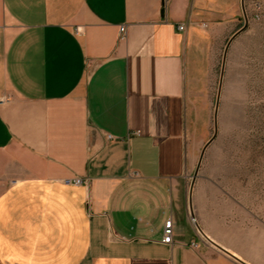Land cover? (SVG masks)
Masks as SVG:
<instances>
[{
  "label": "crops",
  "instance_id": "0c3cea01",
  "mask_svg": "<svg viewBox=\"0 0 264 264\" xmlns=\"http://www.w3.org/2000/svg\"><path fill=\"white\" fill-rule=\"evenodd\" d=\"M239 23L240 0H0V264H256L188 191L187 101Z\"/></svg>",
  "mask_w": 264,
  "mask_h": 264
},
{
  "label": "rangeland",
  "instance_id": "374dc122",
  "mask_svg": "<svg viewBox=\"0 0 264 264\" xmlns=\"http://www.w3.org/2000/svg\"><path fill=\"white\" fill-rule=\"evenodd\" d=\"M254 1L240 0L239 25L214 43L209 75L187 101L198 157L188 191L214 197L218 214L239 222L240 248L264 264V10Z\"/></svg>",
  "mask_w": 264,
  "mask_h": 264
},
{
  "label": "built area",
  "instance_id": "2783aa9c",
  "mask_svg": "<svg viewBox=\"0 0 264 264\" xmlns=\"http://www.w3.org/2000/svg\"><path fill=\"white\" fill-rule=\"evenodd\" d=\"M254 6H255L256 10L259 12L264 10V0H255ZM259 17H260V15L257 14L256 18H259ZM179 30L184 31L185 26H180ZM125 38H126V28L121 27V29H120V40H124ZM1 103H3V101ZM108 138L112 139V136H109ZM74 184L80 185L81 180H75ZM162 243L165 245H173L174 244V229H173V221L172 220H168L165 223Z\"/></svg>",
  "mask_w": 264,
  "mask_h": 264
}]
</instances>
